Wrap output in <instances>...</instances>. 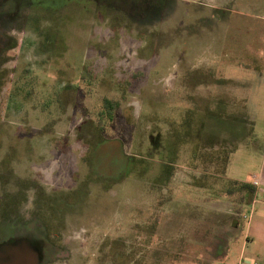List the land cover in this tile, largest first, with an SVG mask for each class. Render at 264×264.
Masks as SVG:
<instances>
[{"label":"rangeland","instance_id":"374dc122","mask_svg":"<svg viewBox=\"0 0 264 264\" xmlns=\"http://www.w3.org/2000/svg\"><path fill=\"white\" fill-rule=\"evenodd\" d=\"M0 28V264L264 259L227 192L264 174V0H0Z\"/></svg>","mask_w":264,"mask_h":264},{"label":"trees","instance_id":"16d2710c","mask_svg":"<svg viewBox=\"0 0 264 264\" xmlns=\"http://www.w3.org/2000/svg\"><path fill=\"white\" fill-rule=\"evenodd\" d=\"M116 110H117V103H115L114 101H112L110 99H105L104 105H103V110L101 111L100 116L104 121L112 122L115 118ZM188 127L189 126H187V128ZM200 128L201 129L203 128V123L198 126L197 131H196L197 134H198ZM194 147H195V149H194L195 150V152H194L195 157L194 158L196 160H200L201 165H205L206 162L211 161V163H214L218 166H222V167H220L221 171H220V169L217 171L218 173H222V171H224V169L227 166L228 160H229V154L232 151H223L225 148H219L218 149L219 151H218V153H216V156H213L212 159H210V158L208 159L206 157L207 155L203 153L206 150V148H204V147L202 148L200 145L198 146L196 144ZM110 156H117L118 161L120 160L119 152H117V151H116V153H114L113 155H110ZM111 159H113V161H116L114 158H111ZM95 160H96V163L100 164L101 159L99 156L96 157ZM113 161H111V162H113ZM111 162L109 161V163H111ZM205 174H207V173H205ZM231 182H232L233 186H235L237 189H236V191H233L231 188H229L227 190V192H228L229 196L233 195V194H237V196H238L237 207L240 208V206L245 207V206L251 205V203L254 200V196H255V192H256L255 186H253L250 183H245V182H241L238 180H233Z\"/></svg>","mask_w":264,"mask_h":264},{"label":"crops","instance_id":"0c3cea01","mask_svg":"<svg viewBox=\"0 0 264 264\" xmlns=\"http://www.w3.org/2000/svg\"><path fill=\"white\" fill-rule=\"evenodd\" d=\"M259 181H260V185L258 187H255L256 192H255V196H254L253 201H260V202L256 203V206L254 208V214H256L258 217L264 219V204L261 203V200L264 198V174L261 175V178L259 179ZM249 183L252 184V181ZM252 203H251V205H252ZM251 205H250V208H251ZM260 229L264 231V226H262V228H260ZM244 237L247 238L246 235Z\"/></svg>","mask_w":264,"mask_h":264},{"label":"flooded vegetation","instance_id":"af4514ba","mask_svg":"<svg viewBox=\"0 0 264 264\" xmlns=\"http://www.w3.org/2000/svg\"><path fill=\"white\" fill-rule=\"evenodd\" d=\"M0 29L2 30V28ZM13 38V35L11 33H7L6 30H4L3 35H0V57L4 56V58H6L17 47ZM5 40H7L9 44H5Z\"/></svg>","mask_w":264,"mask_h":264},{"label":"built area","instance_id":"2783aa9c","mask_svg":"<svg viewBox=\"0 0 264 264\" xmlns=\"http://www.w3.org/2000/svg\"><path fill=\"white\" fill-rule=\"evenodd\" d=\"M252 185L255 187H258L260 185V181L256 176H254L252 178ZM258 202H260V201H253V203L251 205V211H250L251 215H252V213H254V208L256 206V203H258ZM261 203L264 204V198L261 200ZM245 218H246V216H245ZM240 264H264V259H255V260L251 259V260L247 261V263H246L245 259L242 258Z\"/></svg>","mask_w":264,"mask_h":264}]
</instances>
